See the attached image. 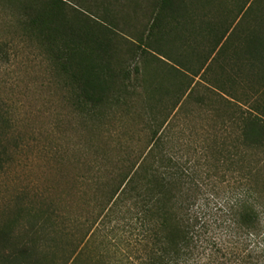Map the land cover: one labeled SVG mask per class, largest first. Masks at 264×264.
<instances>
[{
    "label": "trees",
    "instance_id": "16d2710c",
    "mask_svg": "<svg viewBox=\"0 0 264 264\" xmlns=\"http://www.w3.org/2000/svg\"><path fill=\"white\" fill-rule=\"evenodd\" d=\"M263 1L239 0L235 19L215 23L200 14L213 0H152L155 18L137 43L116 30L125 14L99 16L101 5L19 2L16 38L40 49L69 108L93 128L123 111L146 120L152 138L137 147L92 142L88 172L74 183L88 212H69L64 199L19 209L43 240L15 246L8 226L4 264H41L34 249L49 240L63 252L56 264H264L254 241L264 244ZM166 38L178 52L160 47ZM146 56L158 59L153 81ZM4 59L11 63L6 51ZM7 107L0 102V173L11 161ZM198 119L209 123L201 134ZM187 131L196 142L168 141Z\"/></svg>",
    "mask_w": 264,
    "mask_h": 264
},
{
    "label": "rangeland",
    "instance_id": "374dc122",
    "mask_svg": "<svg viewBox=\"0 0 264 264\" xmlns=\"http://www.w3.org/2000/svg\"><path fill=\"white\" fill-rule=\"evenodd\" d=\"M24 1L0 0V47L4 50V54H0V102L8 106L6 109L11 119V130L6 142L11 161L0 173V264H4L5 257L11 251L9 245L5 246V231L8 226L11 225L12 230L9 240L15 246L43 240L41 235H35L31 229L36 220L19 216V209L28 206L35 212L43 202L51 204L64 199L63 203L69 212L76 215L88 212L83 200L80 201L78 187L74 183L77 177L88 172L83 165L89 160L86 152L92 142L102 148L107 145L114 148L117 142H134L137 147L151 142L152 138L150 131L145 128L146 120L129 116L123 111L102 120L93 128L91 123L80 119L69 108L66 91L40 49L30 42L16 38L19 15V7L16 6ZM151 1L137 5V9L132 3L125 4L134 12H127L129 17L125 14V17L116 20V30L121 36L137 43L140 36L148 35L156 14ZM213 2V6L200 13L208 17V22L216 23L223 17L232 21L238 15L239 0ZM68 3L84 10L98 4L90 3L81 7L74 0H69ZM259 10L264 16V1ZM259 13L251 14L241 28L252 27L253 17ZM208 38L206 35L198 37L199 51L209 46ZM168 40L166 38L161 41L160 47L166 51L172 49L178 52L180 45L170 44ZM120 43L123 51L130 48L127 43ZM5 51L10 55L11 63L7 65L3 60ZM146 60L151 63L149 81L159 78L160 74L155 70L158 59L146 56ZM207 124L206 120L198 119L193 126L201 134L202 128H206ZM177 131L179 133L178 129ZM174 138L170 137L168 141L196 142L190 137L189 131L182 137L174 135ZM76 162L81 163L80 166ZM49 238L53 236L47 234L46 241ZM49 241L47 249H34V258H38L41 264H56L62 259L63 252H59L57 245L53 246ZM57 241L62 244L64 240L58 238ZM254 241L261 250L264 248L262 238ZM262 255L264 253L260 254Z\"/></svg>",
    "mask_w": 264,
    "mask_h": 264
},
{
    "label": "crops",
    "instance_id": "0c3cea01",
    "mask_svg": "<svg viewBox=\"0 0 264 264\" xmlns=\"http://www.w3.org/2000/svg\"><path fill=\"white\" fill-rule=\"evenodd\" d=\"M74 1L82 6L90 3H98L99 5H101V7L98 10L99 16H104L103 15L104 13L113 12L121 17L127 12H131V13L134 12L133 9L128 10L126 8H123L122 4H126V3L141 4L147 2V0H74ZM110 5H113V7H111Z\"/></svg>",
    "mask_w": 264,
    "mask_h": 264
}]
</instances>
